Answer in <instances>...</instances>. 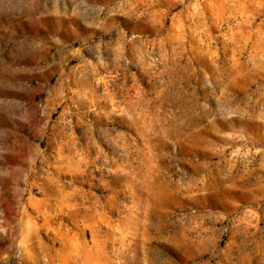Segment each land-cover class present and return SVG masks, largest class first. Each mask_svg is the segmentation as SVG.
Returning a JSON list of instances; mask_svg holds the SVG:
<instances>
[{
  "label": "rangeland",
  "instance_id": "obj_1",
  "mask_svg": "<svg viewBox=\"0 0 264 264\" xmlns=\"http://www.w3.org/2000/svg\"><path fill=\"white\" fill-rule=\"evenodd\" d=\"M0 264H264V0H0Z\"/></svg>",
  "mask_w": 264,
  "mask_h": 264
}]
</instances>
